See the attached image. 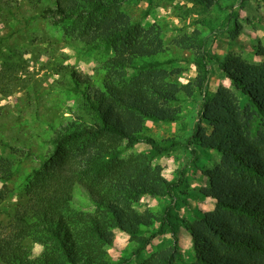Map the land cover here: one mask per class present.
<instances>
[{
  "label": "rangeland",
  "instance_id": "1",
  "mask_svg": "<svg viewBox=\"0 0 264 264\" xmlns=\"http://www.w3.org/2000/svg\"><path fill=\"white\" fill-rule=\"evenodd\" d=\"M215 1L219 7L190 0H126L116 8L121 22L144 30L152 28L162 41L155 57L131 59L135 69L121 72L129 79L138 67L159 63V67L149 70L150 79L170 92L168 97L152 100L171 118L147 120L142 135L160 145L178 142L182 146L160 154L145 143L129 145L108 138L97 142L95 145L114 152L115 158H109L85 184L74 187L66 217L95 216L96 208L87 192L92 189L124 213L151 222V229L156 230L157 220L169 203L164 196L165 186L177 181L184 171L178 196L185 203L176 202L177 213L195 232L206 235L195 225L194 214L215 210L211 191L216 183L211 176L222 158L215 145L222 142L224 146L225 141L240 135L239 118L247 100L232 86L224 67L234 70L264 64V58L256 52L264 49V0ZM49 5L51 0H0V159L9 163L5 167L0 164V192L4 194L0 200V227L11 239L15 235L9 227L16 208L26 202L24 191L31 174L44 167L53 154L56 132L64 131L74 121L71 113L82 107L78 104L80 98L69 91L66 73L75 72L89 79L93 88H100L107 74L104 65L116 55L113 47L85 45L93 34L89 31L85 39L81 37L85 22L54 25L52 20L42 18ZM108 18L113 19V15ZM201 61L207 72L204 79L197 64ZM220 105H227L232 113H226ZM215 119L235 124L233 132L216 125ZM214 132L218 136L214 137ZM259 132L264 135V124ZM195 133L200 143H206L201 151L185 147ZM114 172L142 183L145 193L102 187L99 181ZM110 233V245L94 235L109 262L129 258V264H163V258L173 250L171 235L166 233L132 257L143 238L149 236L147 228H141L135 237L119 229H111ZM177 236L174 264H192L195 253L191 233L181 228ZM43 250L42 245H34L32 258L39 257Z\"/></svg>",
  "mask_w": 264,
  "mask_h": 264
},
{
  "label": "trees",
  "instance_id": "2",
  "mask_svg": "<svg viewBox=\"0 0 264 264\" xmlns=\"http://www.w3.org/2000/svg\"><path fill=\"white\" fill-rule=\"evenodd\" d=\"M125 1L51 0V5L43 10L42 18L52 20L54 25L85 22L81 37L85 39L87 32H93L85 45L88 48L113 47L116 55L104 65L107 74L100 88H93L89 79L63 69L70 78L69 91L80 98L78 104L82 107L71 113L74 121L68 123L64 131L56 132L52 140L53 154L44 167L31 174L24 191L26 202L16 208L9 227L14 239L0 227V264H129V258L109 262L94 235L110 245L111 229L135 237L141 228H147L149 236L143 238L132 257H137L155 238L169 233L173 250L162 261L174 264L178 254L177 234L184 228L193 237L195 259L192 264H264V135L259 132L264 124V64L234 70L224 67L232 86L247 100L244 112L238 117L240 135L225 141L224 146L222 142L215 145L222 155L211 176L216 183L211 191L215 210L194 214L195 225L203 229L205 236L195 232L176 210L177 201L185 203L178 196L184 183V171L177 181L165 186L164 196L169 203L157 220L156 230L151 229V222L143 221L134 213H124L92 189L87 192L96 208L95 216L66 217L74 187L85 184L93 173L106 166L109 158H115L114 152L95 145L97 142L108 138L129 145L145 143L160 154L182 146L178 142L160 145L142 135L147 120L171 118L152 100L168 97L170 92L150 79L149 70L159 67V63L138 67L129 79L121 73L135 69L131 59H150L162 49L160 35L152 28L144 30L121 22L115 10ZM190 1L219 7L215 0ZM108 15H113V19ZM256 52L264 58V49ZM197 64L204 72V79L205 63ZM220 108L232 113L227 105ZM215 122L231 132L235 128V124L226 119H215ZM213 136L218 133L214 132ZM185 147L201 151L206 143H200L195 133ZM0 164L5 167L9 163L0 159ZM99 182L115 192L145 193L142 183L120 177L117 172ZM3 199L4 194L0 192V200ZM36 244L42 245L44 250L39 257L32 258L31 250Z\"/></svg>",
  "mask_w": 264,
  "mask_h": 264
}]
</instances>
